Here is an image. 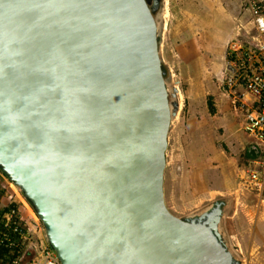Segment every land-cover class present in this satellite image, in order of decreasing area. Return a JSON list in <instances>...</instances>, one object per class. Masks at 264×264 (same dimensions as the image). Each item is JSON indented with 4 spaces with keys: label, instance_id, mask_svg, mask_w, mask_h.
Returning <instances> with one entry per match:
<instances>
[{
    "label": "water",
    "instance_id": "1",
    "mask_svg": "<svg viewBox=\"0 0 264 264\" xmlns=\"http://www.w3.org/2000/svg\"><path fill=\"white\" fill-rule=\"evenodd\" d=\"M164 76L147 0H0V172L60 264H241L222 201L165 205Z\"/></svg>",
    "mask_w": 264,
    "mask_h": 264
},
{
    "label": "rangeland",
    "instance_id": "2",
    "mask_svg": "<svg viewBox=\"0 0 264 264\" xmlns=\"http://www.w3.org/2000/svg\"><path fill=\"white\" fill-rule=\"evenodd\" d=\"M147 1L157 17L159 52L166 84L169 91L173 86L178 89L175 98L178 106L171 119L165 151L163 179L165 205L172 214L180 218H188L209 208L214 201L220 200L223 202L220 229H224L225 222L230 221L233 208L230 207L229 202L227 203L228 195H223L225 184L220 172L222 168H228V172L233 173L236 167L240 172L239 180L245 187L247 178V161L243 151H236L233 144L230 145L227 140L220 139V136L226 137V134H224L225 129L220 125V120L224 117V108L220 107L219 103L223 100L231 104V97L227 96L228 90L224 87L223 80L216 76L219 70L215 72L214 66L218 65L217 60L222 58L223 54L226 59L228 58L226 45L231 40L230 35L227 36L225 31L220 40L214 39L213 46L208 45L207 39L203 44L205 37L200 34L201 27L204 21L205 24H209L210 21L197 9L195 10V6L188 7L187 0ZM189 9L192 11L186 14L185 11ZM212 23H214L213 19ZM174 24H176L175 29ZM243 30L249 32L248 36L243 34L245 33ZM243 30L238 35L239 41L249 46L251 42L248 39L252 37L254 40V37H257L249 17L245 19ZM209 49L212 50L208 51ZM210 75L214 80L213 85L212 81H209ZM217 98L220 99L219 102ZM225 117L229 118L226 112ZM9 196L21 202L23 206H27L29 212H33L19 190L0 172V205L1 203L4 205ZM38 224L41 228V237L35 235L34 230L28 243L38 238L37 244L42 245L41 239L48 245L43 226L40 221ZM222 236L241 264H248L245 253L236 249L238 246L230 244L227 233L222 232ZM37 248L39 251V247ZM25 251L26 249L23 252Z\"/></svg>",
    "mask_w": 264,
    "mask_h": 264
},
{
    "label": "crops",
    "instance_id": "3",
    "mask_svg": "<svg viewBox=\"0 0 264 264\" xmlns=\"http://www.w3.org/2000/svg\"><path fill=\"white\" fill-rule=\"evenodd\" d=\"M186 5H188V7L195 6V10L197 9L199 13L210 21L209 24H205L204 21L200 34L205 37L203 44H205V40L207 39L209 42L208 45L211 46H213L214 39L220 40L222 38V33H225V31L227 32V36L230 35V41H232V39L239 40L238 35L241 34V30L245 29L246 17L252 20L249 11L245 7L244 0H187ZM186 5H184V7ZM189 11L192 10L189 9L185 11V13L188 14ZM206 12L213 16L211 17L209 14H206ZM212 19L214 23H212ZM175 28L176 24H174V29ZM216 31L218 32L216 33ZM243 31H245L243 34L248 36L249 32L247 30ZM258 39L257 36L254 37V40H252V37L248 40L251 43H259ZM215 47L221 49L219 46ZM227 47L228 44L226 45V48ZM217 49L215 52H217ZM211 50L212 49H209L208 51ZM223 50L224 47L222 48V51ZM222 56V58L217 60L218 65L214 66V70L215 72L217 69L219 70L216 76L218 79L223 80V85L226 90H228L226 91L227 96L231 97V104L223 100L219 103V106L224 108V117L221 118L220 125L225 129L224 134H226V137L223 135L220 136V139L221 141L227 140L230 145L233 144L236 147V151H243V156L247 161L246 169H249L254 166L255 160L263 157L261 147L257 146L243 129L246 113L254 106V102L241 84H236L231 89L225 85V81L234 73V68L230 57L228 56L226 59L225 54ZM223 75H225V77ZM209 81H212V85L214 84L211 75ZM217 100L218 102L220 101L218 98ZM225 112L229 115V118L225 117ZM229 161L232 160L229 159ZM239 175L240 172L236 167L233 173L228 172V168H222L220 172V176L223 177L222 181L225 184L223 195H228L229 198L227 203L229 202L230 207L233 208L230 221H226L224 229L221 230L227 233V237L231 242L230 244L236 247L238 246L236 249L241 250L243 254L245 253L248 264H264V201L256 192L244 186L241 180H239ZM20 203L21 202H19L20 209L23 214L22 219L30 234L32 235L35 230V235L41 237V228H39V221L36 220V216H33V212H29L27 206H23ZM5 204L6 201L4 202V205ZM36 240L38 241V238L32 239L30 242L31 244L28 243L24 247L27 254L35 255L37 253L39 244L36 243ZM40 241L43 246L46 244H44L41 239Z\"/></svg>",
    "mask_w": 264,
    "mask_h": 264
},
{
    "label": "built area",
    "instance_id": "4",
    "mask_svg": "<svg viewBox=\"0 0 264 264\" xmlns=\"http://www.w3.org/2000/svg\"><path fill=\"white\" fill-rule=\"evenodd\" d=\"M244 3L252 18L259 43L245 46L239 40L229 42L227 51L234 73L228 77L225 85L231 89L236 84H241L253 99L254 106L246 113L243 129L261 147L263 157L255 160L254 166L247 169L245 183L248 189L256 192L264 201V0H244ZM10 196L7 198L8 203L16 201ZM22 222L19 202L16 207L1 206L0 224L3 231H0V246L15 252L11 258L5 257V264H23L22 252L31 239V234ZM38 247L36 255L24 264H60L48 245L39 244ZM3 263L0 259V264Z\"/></svg>",
    "mask_w": 264,
    "mask_h": 264
},
{
    "label": "trees",
    "instance_id": "5",
    "mask_svg": "<svg viewBox=\"0 0 264 264\" xmlns=\"http://www.w3.org/2000/svg\"><path fill=\"white\" fill-rule=\"evenodd\" d=\"M17 204H18V202L17 201H14V202H10V203H8V201L6 202V204L5 205H1V206H7L8 208H11V207H16L17 206ZM23 215V214H22ZM23 226H25V228H27L26 227V225L22 222L21 223ZM0 231H3V227L1 226V224H0ZM23 253L24 252H22V261H24V262H22L23 264L27 261V259L28 258H32L33 256H35V255H33V254H27L26 252L24 253V255H23ZM13 255H15V252H10L9 250H7V249H5L4 247H2V246H0V259H2V261H4V263L3 264H5L6 262V259H5V257L6 256H8V257H13ZM27 258V259H26ZM29 259V260H30Z\"/></svg>",
    "mask_w": 264,
    "mask_h": 264
},
{
    "label": "bare ground",
    "instance_id": "6",
    "mask_svg": "<svg viewBox=\"0 0 264 264\" xmlns=\"http://www.w3.org/2000/svg\"><path fill=\"white\" fill-rule=\"evenodd\" d=\"M173 87H174V86H173ZM173 87H172V88H173ZM174 88H176V87H174ZM176 89H177V88H176ZM177 95H178V93H177Z\"/></svg>",
    "mask_w": 264,
    "mask_h": 264
}]
</instances>
